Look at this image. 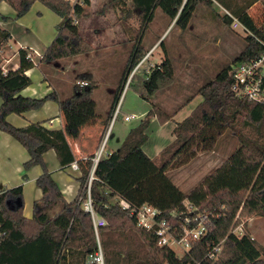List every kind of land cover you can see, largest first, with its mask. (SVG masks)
Returning <instances> with one entry per match:
<instances>
[{"label":"trees","instance_id":"16d2710c","mask_svg":"<svg viewBox=\"0 0 264 264\" xmlns=\"http://www.w3.org/2000/svg\"><path fill=\"white\" fill-rule=\"evenodd\" d=\"M3 1L14 9L16 16L23 15L38 1L61 18L54 38L38 58L39 64L36 62L38 65L45 67L91 50L76 22L84 15L89 0H77L75 3L68 0ZM114 1L125 8L126 0ZM215 1L223 2L226 10L247 29L245 45L230 64L197 89L196 93L202 96V100L185 118L175 122L172 129L174 139L152 158L142 149L148 139L151 120L156 118L159 124H163L178 110L166 112L151 102L159 81L172 78L173 64L166 56L159 64L144 67L141 63L134 70L128 85L134 80V88L150 107L128 129L117 149L102 152L94 167L89 198L93 212L106 222L98 228V240L91 214L83 208L91 164L77 178L79 187L75 197L67 201L43 158L45 152L53 150L60 167H66L75 160L65 131L60 127L49 128L42 121L17 127L6 119L11 113L21 115L38 111L47 100H51L61 112L72 111L77 123L84 125V120H91L93 116L90 100L94 86L88 84L92 79L91 73H77L74 81H88L87 86L74 83L71 94L66 97L62 98L54 89L42 97H30L23 96L21 91L31 84L32 77L26 71L36 64L26 58L23 49L18 52L16 68L6 71L0 68V131L27 152L28 158L22 163L24 172L34 166L41 170L35 178L41 196L33 201L30 217L23 213L21 185L0 191V264H90L98 246L104 252V264H123L124 257L111 248L118 243L116 238L123 239L126 233L138 234L146 247L141 260L131 259L127 251L124 252L125 260L131 264H264V245L244 228L241 235L232 232L240 217L264 215V99L250 101L238 98L231 90L233 65L253 60L264 51V22L257 24L248 14V7L258 0L249 1L247 6L240 0H130L139 23V33L103 124L106 130L127 76L146 54L141 45V30L152 20L156 8L170 22L175 19L174 25L185 29L199 3L211 6ZM133 12L127 10V17ZM221 17L224 23L231 24L232 18L227 13ZM2 19L7 20L8 17L2 16ZM8 38V31L0 28V46ZM158 45H163V41L160 40ZM140 76L142 80L138 86L135 81ZM226 131L237 139L239 146L201 182L187 192L182 191L167 174V169L188 163L199 151L214 150L216 142ZM112 197L116 200L111 201ZM121 200L129 207L123 208ZM185 201L198 211H212V215L207 233L180 256L171 248L158 246L153 234L138 228L129 213L133 206L148 203L160 210V218L177 222L170 213L175 211L180 215L184 212ZM55 206L58 210L51 214L50 210ZM214 247L220 248L216 262L208 256Z\"/></svg>","mask_w":264,"mask_h":264},{"label":"rangeland","instance_id":"374dc122","mask_svg":"<svg viewBox=\"0 0 264 264\" xmlns=\"http://www.w3.org/2000/svg\"><path fill=\"white\" fill-rule=\"evenodd\" d=\"M92 1L93 3L89 5V8L88 6L85 7V9L88 8V12L84 14V17H86L81 20L79 24L80 26L83 23L86 25L87 23L94 24L96 29V32L93 33L90 31L84 32L83 28H81L82 35L91 45V50L89 52L63 58L58 60L59 62H54L56 63H53L54 65L50 64L42 67V65H38L39 63L37 62L40 56L33 53V49L35 50V48L26 45V47H30L32 50L27 48L25 51L29 52L32 59L38 63L35 65L37 68H35L32 73L30 72L33 80L30 86L32 89L37 90V96H44L47 84L39 81L41 79H46L50 85L55 87L62 98L66 97L71 94L74 83L83 87L87 86L88 81L78 80L75 82L74 77L79 72L88 71L92 75L91 82H88V84L90 83L94 86L91 94L92 99L90 100L92 105L95 106L96 102V104L98 103L97 106L102 108L106 103V108L109 109L113 95V93L109 95V92L112 88L113 92H115L117 88L131 47L139 33V23L135 18L130 0H126L125 8L120 7L114 0ZM249 1L251 0H240V3H244V6H247ZM11 8L12 7L6 3L4 6L0 7V12L11 15L13 20L16 21L13 27L14 33L12 32V34L15 35L19 27H27L35 38L40 41V46H42L41 43L46 44L49 38H51V41L55 36L56 33L54 34L53 32H57L56 24L59 21L58 15L45 7L42 3L38 1L34 2L21 16L22 18L19 21L15 18L16 13L14 14V9L12 8V10ZM129 9L133 14L127 17V10ZM224 13H229V11L226 10L223 2L215 1L211 6L199 3L187 27L182 29L174 25V22H170V19L165 16L159 8H156L152 20L147 24L145 29L141 30V45L146 52L144 55L145 60L142 62V65L145 67L151 64H159L161 59H164L166 56L170 58L173 64L172 78L160 80L157 90L151 97V101L159 105L164 111L172 112L176 108L181 107L182 104L189 102V99L192 100L197 95H200L196 93L197 89L208 80L213 79L215 74L221 68L230 64L234 57L243 49L245 45V36L248 34L247 29H245V27L243 28L241 25L234 28L231 24L224 23L221 17ZM248 14L257 24L263 23L264 0L252 2L248 7ZM158 39L163 41V45H158ZM5 44L0 46L3 51V59L11 60L7 63L2 62L1 65L3 64L5 69L14 68L19 58L16 38L13 37L9 41L11 47L10 53L17 51V55L14 57L10 54H8L9 56L6 55ZM36 51L41 55L42 51L38 49H36ZM141 80V76L136 78V85L140 86ZM133 84L134 80L125 90L120 104L121 108L117 114L118 117L113 122L110 129L111 131L104 143L105 153L109 151L108 149L117 145L114 143L116 139L120 138L122 140L128 129L139 121V118L132 121H123V115L126 113H135V115L139 117L143 111L148 109V104L145 100L140 98ZM106 99L107 102H105ZM46 103L48 104L45 105ZM29 112L34 113L35 111ZM57 112L58 105L51 100H47L42 110L39 111V116L37 118L48 120L49 117L54 116ZM72 113V111H62L59 115V120L52 123L53 125L58 124L59 127L66 132V135H68L71 141L78 136L82 127L81 124L77 123L74 116L71 115ZM22 115L24 116V114ZM22 115L11 113L6 119L13 125H22L25 122ZM177 117L176 120H180L181 115ZM84 121H86L85 126H87L86 128H88V130L84 132L83 135L85 136L83 139L88 141L89 135L93 132L92 130H97L98 128L96 129V124H93L90 119H85ZM101 125H103V123H101ZM157 125L158 124L154 122L150 124L147 130L148 139L145 147L153 140V132L156 130ZM104 126L105 125L98 129L99 132L97 134H99V138H101V131ZM164 130L170 131L169 125L165 126ZM0 135H2V137H8V141L10 142L6 143L12 144L11 147L6 146L7 144L2 145L3 139L0 138V147L16 155V157L9 162V165L16 162L18 158L16 149L18 151H23V153L27 155L25 149L9 135L2 133ZM166 138L167 139L161 144V149L174 139V135L172 134L170 140L168 139L167 133ZM238 146L239 142L237 139L226 131L216 142L214 150L208 152L199 151L188 163L178 167L168 168L167 173L171 179L179 184L177 186L182 188L185 192L191 186H195L201 182L214 167L221 164ZM5 154L4 151L0 153V164L3 160L1 155ZM94 156L95 153L91 158L87 159L84 168L92 163V158ZM31 171V175L38 171L40 172L39 167H33ZM26 174L27 176L30 175L23 171L20 178L23 179V176L26 178ZM77 174L78 173L75 171L66 169L60 170L57 175L62 181L66 182L69 179L75 181L74 178ZM175 181L173 182L175 183ZM4 184L7 187L11 186L9 183ZM32 198L31 192L25 193L23 199L25 203L23 213L25 216L30 214L32 210ZM115 200V197L111 198V201ZM57 210L58 206H55L50 210V213L56 212ZM237 217L238 214L235 218ZM239 221L241 232L246 229L252 237L260 244L264 245V215L255 214L240 217ZM96 239L98 240V237ZM116 240L118 243L113 244L114 247L111 249L118 251L120 256L124 257V261H122L123 264H131V262L125 260L126 255L124 252L126 251L128 257L131 259H143L146 247L138 234L126 233L123 239L117 237ZM171 248L177 255H180L181 251L176 244H172ZM101 253V263H97L93 261V259L90 260L89 263L104 264V252L102 249Z\"/></svg>","mask_w":264,"mask_h":264},{"label":"crops","instance_id":"0c3cea01","mask_svg":"<svg viewBox=\"0 0 264 264\" xmlns=\"http://www.w3.org/2000/svg\"><path fill=\"white\" fill-rule=\"evenodd\" d=\"M68 1H70L71 3H75L77 0H68ZM93 3V1L92 0H89V4L87 5L88 6V8H89V5L90 4H92ZM6 3H5V1H0V7L1 6H4ZM35 4H37V3H35ZM34 4V5H35ZM87 6H85V7H87ZM88 8L87 9H85L84 8V12H83V14H86L87 12H88ZM12 9V8H11ZM13 10V9H12ZM14 12V11H13ZM14 14H15V12H14ZM2 16H7L8 17V19L7 20H4V19H2ZM22 16V15H21ZM21 16H16V14H15V18H17L16 20H20L22 17ZM86 17V16H85ZM85 17H84V15L83 16H80V17H78L77 19H76V22L78 23V25L80 24V21L81 20H83V19H85ZM58 22H57V24H56V28H57V25L60 23V21H61V18L58 16ZM15 22L16 21H14L13 20V18H12V16L11 15H9V14H4V13H2V12H0V28L1 29H5V30H7L8 31V33H9V38L7 39V42H6V44H5V47H6V55H8V54H10V55H12L13 57L15 56V55H17V51L16 52H12V53H10L11 51H10V49H11V47H10V45H9V41L13 38V37H15L16 38V43H17V45H18V50H20V46H24V47H26V45L27 46H32V47H34L35 48V50L36 49H38L39 51H42L43 52V50H44V48L46 47V46H48V44L52 41H50V39L51 38H49V40L46 42V44H44V43H41V45L42 46H40V41L37 39V38H35V36L30 32V30L27 28V27H19L18 28V32L14 35V34H12V32L14 33V31H13V27L15 26ZM83 25V26H82ZM81 26L79 25V32H80V34H81V36L84 38V40H86L85 39V37L82 35V32H81V28H83V31L85 32H87V31H90V32H96V29H95V27H94V24H89V23H87V25L85 24V23H83ZM54 34L56 33V31L55 32H53ZM54 38V37H53ZM52 38V39H53ZM87 41V40H86ZM158 42L160 41V39H158L157 40ZM157 42V43H158ZM156 44V43H155ZM155 44H154V46H155ZM7 46H8V48H7ZM27 48H30V47H26V49ZM19 52V51H18ZM42 52H41V54H42ZM9 56V55H8ZM11 59H8V62L10 61ZM161 60H163V58L161 59ZM57 62H59V61H57ZM54 64H56V63H54ZM53 64V65H54ZM18 66V63L16 64V67ZM35 68H37V67H34V68H31V69H29L28 71H26V74L27 75H30L31 77H32V75H31V73L35 70ZM39 71H40V69H39ZM31 72V73H30ZM42 73V72H41ZM39 82H44L45 84H47L46 85V88H45V93H44V95L46 94V93H48V92H50L51 90H56L55 89V87L54 86H52V85H50L49 83H48V81L45 79H41ZM33 83V80H32V82H31V84ZM42 83H40V84H42ZM30 84V85H31ZM39 84V85H40ZM27 86V87H25L22 91H21V94L23 95V96H30V97H39V96H37V90L36 89H32L31 88V86ZM114 94V92H113V88H112V90L109 92V95H111V94ZM112 97H113V95H112ZM111 100H112V98H111ZM202 100V96L201 95H197L195 98H193L192 100H190L189 102H187L186 104H182V106L181 107H179V108H176V109H178L177 110V112H176V114L174 115V116H172V118H170L169 120H167L166 122H164L163 124H159L158 122H157V120H156V118H153L152 120H151V124L154 122V123H157L158 125H157V128H156V130L153 132L154 134H153V140L148 144V146L147 147H145V144L147 143V142H145L144 144H143V146H142V149L144 150V152L149 156V157H154L155 155H157V153L160 151V149H161V144H162V142H164L167 138H166V134L168 133V139H170L171 140V138H172V129H173V127H174V125H175V122H177V121H180V120H182L183 118H185L190 112H191V110L200 102ZM105 102H107V99L105 100ZM151 102H153V101H151ZM147 104H148V108L150 107V104L148 103V102H146ZM48 103H46L45 105H47ZM98 104V103H97ZM97 104H96V102H95V106L93 105V107H92V110H91V114H93V116H91V122L93 123V124H96V129L98 128V129H100V128H102V126L104 125H101V123H104V119H105V117L107 116V113H108V109L106 108V106H107V104L105 103L104 105V107L102 106V108L101 107H99V106H97ZM42 108H43V106H42ZM42 108L40 109V110H38V111H35L34 113H32V112H29V113H27V112H25V113H23L24 114V116H23V119H24V124H22V125H15V126H17V127H19V126H24V125H26V124H28V123H30V122H35V121H42L43 123H44V125L45 126H47V127H49V128H59V125L57 124V125H53L52 123L54 122V121H58L59 120V115L61 114V111L59 110V108H58V112L57 113H55L54 114V116H51V117H49L48 118V120H45V119H38L37 117L39 116L38 115V113H39V111H41L42 110ZM173 111H175V110H173ZM145 112H146V110L145 111H143L142 113H141V115H139V117H138V115H136L137 117L135 118V119H132V120H136V119H140V118H142L143 116H144V114H145ZM126 114H129V113H126ZM135 114V113H134ZM125 115V114H124ZM123 115V116H124ZM181 115V118H180V120H176V117L177 116H180ZM26 117H28V118H26ZM178 118V117H177ZM131 120V121H132ZM109 121V120H108ZM124 121V120H123ZM10 122V121H9ZM11 123V122H10ZM12 124V123H11ZM87 125V124H86ZM107 125H108V122H107ZM107 125H106V127H107ZM167 125H169V128H170V131H165L164 130V127L165 126H167ZM87 126H85V124L84 125H82V127H81V129H80V133L78 134V136H76V138H74V140L73 141H71L70 140V138L68 137V135H66V139H67V141H68V143H69V145H70V147H71V149H72V151H73V154H74V157H75V160L74 161H76L77 162V165H78V169H76V170H73L71 167H70V165H68V166H66V167H60V165L58 164L59 162H58V160H57V157H56V155H55V152L53 151V150H48L47 152H45L44 153V155H43V158H44V161H45V163H46V166H47V168H48V171L51 173V176L53 177V179L57 182V184H58V186H59V188H60V190H61V193L63 194V196H64V198L67 200V201H70V200H72L74 197H75V195H76V193H77V191H78V187H79V182L77 181V178L81 175V173L85 170V168H84V164H85V162L87 161V159H89V158H91V156L95 153V151L97 150V147H98V145H99V143H100V141H101V139H102V135H103V133H104V131H105V129L103 130L102 129V131H101V138H99V134H97L99 131H98V129L97 130H92L93 132L89 135V137H88V141H86V140H84L83 138H84V136L85 135H83L84 134V132L86 131V130H88V128H86ZM100 127V128H99ZM105 127V126H104ZM5 134L4 132H1L0 131V134ZM65 134H66V132H65ZM124 137V136H123ZM0 138H2L3 139V142H2V145L4 144V145H6V146H8V147H11V143L10 144H8V143H6V142H10V141H8V137H2V135H0ZM100 139V140H99ZM123 139V138H122ZM120 142H121V139L120 138H118V139H116V141L114 142L115 144H117L116 146L114 145L112 148H110V149H108L109 151H107V153H109L110 151H113V150H116L117 148L116 147H118V145L120 144ZM0 146H1V144H0ZM8 149V148H7ZM105 149V148H104ZM2 151H4L6 154L5 155H1V157L3 158V160L1 161V164H0V191L1 190H3V189H6V188H11V187H14V186H17V185H21L22 186V192H23V199H24V195H25V193H32V196H33V200H32V202H31V207H32V203H33V201L34 200H36V199H38V198H40V196H41V191H40V189L36 186V185H34L35 184V178L41 173V170H40V167L39 166H34V167H39V170H40V172L38 171L37 173H34V174H32L31 175V169H29V170H27L26 172L28 173V174H30L29 176H27V174H26V178L25 177H23V179L22 178H20V175H21V173L23 172V169H22V163L25 161V160H27V158H28V154L26 155V153H23V151H18L17 149H16V151H17V156H18V158H17V160H16V162H14L12 165H9V162L10 161H12L15 157H16V155L12 152H7V151H5L2 147H0V153L2 152ZM103 152H104V150H103ZM105 153V152H104ZM55 158H56V160H55ZM20 159V160H19ZM220 165V164H219ZM218 165V166H219ZM217 167V166H216ZM216 167H214V168H216ZM33 168V167H32ZM66 169H70V170H72V171H75V172H77L78 174H77V176L74 178L75 179V181H71L70 179L68 180V181H66V182H64V181H62L59 177H58V173H59V171L60 170H66ZM211 172V171H210ZM209 172V173H210ZM208 173V174H209ZM168 174V173H167ZM171 178V177H170ZM172 181H175V180H173L172 179ZM4 183H9L11 186L10 187H7V186H5V184ZM175 183H176V185H179L176 181H175ZM32 184H33V186H32ZM36 186V187H35ZM179 187V186H178ZM193 186H191L187 191H189L191 188H192ZM38 188V189H37ZM182 191H184L182 188H180ZM187 191H185V192H187ZM25 204V203H24ZM54 213V212H53ZM53 213H51V214H53ZM30 215H31V212H30V214H28V215H26L27 217H30Z\"/></svg>","mask_w":264,"mask_h":264},{"label":"built area","instance_id":"2783aa9c","mask_svg":"<svg viewBox=\"0 0 264 264\" xmlns=\"http://www.w3.org/2000/svg\"><path fill=\"white\" fill-rule=\"evenodd\" d=\"M231 18V26L237 27L241 25L240 21L227 13ZM24 51L26 47L20 46ZM31 49V48H30ZM32 50V49H31ZM26 52V51H25ZM35 55L41 56L36 50L33 49ZM26 58L30 59L34 64V61L29 52H26ZM145 60V56L137 63L134 69L127 76L123 87L119 93L115 108L112 112L110 120L108 122L107 128L99 144L97 150L95 151V156L92 158V163L89 171V176L87 180V199L83 202V208L90 212L92 218V224L96 238L98 237V228L103 226L106 222L103 218L98 217L92 209L90 198H89V188L91 180L93 179L94 167L104 150V143L108 138L111 126L117 118L119 113L120 104L122 102L125 90L129 84L130 77L132 76L134 70ZM2 62H8V60L3 59V51L0 48V67L3 71H6ZM152 66V64L150 65ZM16 68V67H14ZM232 84L231 90L234 95L238 98H245L250 101H261L264 99V51L263 53L251 60H245L237 62L233 65L231 70ZM137 116L135 114L129 113L123 116L124 121H130L135 119ZM70 167L73 170L78 169L76 161L70 163ZM120 205L123 208H128L129 205L120 201ZM185 211L180 215L175 211H171L170 215L174 220L171 221L165 218H160V210L148 203H142L138 206H133L130 209V215L134 217L135 224L138 228L149 231L153 234L156 243L160 247L171 248L172 244H176L178 249L181 251L180 255L187 252L194 241L202 238L208 231L211 221L212 211L203 210L198 211L191 203L188 201L184 202ZM232 232L236 235H241V225H237L232 229ZM172 249V248H171ZM219 247H214L212 251L209 252L208 256L212 261L216 262L218 260V250ZM215 250V251H214ZM179 255V256H180ZM101 263L102 253L98 246V251L91 257V260Z\"/></svg>","mask_w":264,"mask_h":264},{"label":"water","instance_id":"95a60500","mask_svg":"<svg viewBox=\"0 0 264 264\" xmlns=\"http://www.w3.org/2000/svg\"><path fill=\"white\" fill-rule=\"evenodd\" d=\"M175 21V19H173V21L172 22H174Z\"/></svg>","mask_w":264,"mask_h":264}]
</instances>
